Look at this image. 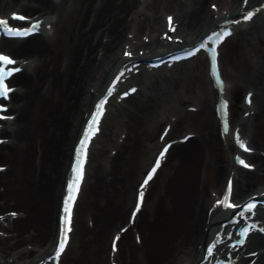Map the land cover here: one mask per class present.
Wrapping results in <instances>:
<instances>
[{
    "label": "bare ground",
    "instance_id": "obj_1",
    "mask_svg": "<svg viewBox=\"0 0 264 264\" xmlns=\"http://www.w3.org/2000/svg\"><path fill=\"white\" fill-rule=\"evenodd\" d=\"M207 2L0 0V14L18 11L52 29L48 37L35 35L0 44V52L24 66L11 81L16 89L10 95L8 115L13 117L0 130V167L5 168L0 172V264H34L53 243L62 180L78 130L124 52L150 54L164 45L166 16L172 15L177 26L170 37L185 45L209 29L212 16L222 14L221 22L241 6V0H209L206 8ZM257 2L248 0L243 11ZM212 4L217 12L210 9ZM182 65L176 67L177 77L136 79L137 86L146 88L136 92H144L143 100L129 107L119 105L115 120L112 116L108 124V116L103 120L108 132L97 154L104 156L95 159L86 173L74 209L80 217L71 237L75 244L60 259L62 264H91L93 244L99 245L98 255L104 258L107 240L122 228L113 259L107 254L103 264H194L202 242L221 227L223 212L215 208V201L227 179H233L236 201L264 192V132L259 129L264 118V57L246 78L254 104L243 113L253 115L236 123L252 148L246 155L254 166L250 171L232 163L230 156L238 149L231 136L220 138L217 96L203 62ZM184 105L195 110H181ZM169 113L175 120H169L172 128L165 141L186 134L194 137L171 146L158 173L169 160L171 170L156 190L152 183L157 173L145 190L142 208L130 221L132 192L135 196L139 177L157 151L159 127ZM149 198L152 204L146 210ZM248 250L244 253L256 254L237 259L236 251L230 250L222 251L219 258L232 264H250L256 258L253 264H264V238L254 239Z\"/></svg>",
    "mask_w": 264,
    "mask_h": 264
},
{
    "label": "rangeland",
    "instance_id": "obj_2",
    "mask_svg": "<svg viewBox=\"0 0 264 264\" xmlns=\"http://www.w3.org/2000/svg\"><path fill=\"white\" fill-rule=\"evenodd\" d=\"M208 2L206 3V8H207ZM51 35H52V32L43 34V36H47V37ZM221 56H222L221 61H222V66H223V74L226 77L228 85H230V88H231V92H230V95L232 97V101H231L232 110L231 111L233 114L232 122L234 123L237 119H240L242 116L241 113H242L243 95L247 90H249V84L246 83V78H248V76H251V72L254 70V68H257V66L259 65L261 61V57L262 56L264 57V25L260 23L256 26L254 25L253 27L248 26L245 32L243 33L240 32L239 34L236 35L235 38L230 39L229 42H227L224 45ZM182 66L191 67L192 65L190 66V64H184ZM204 67H205L204 71H206L207 69L206 65H204ZM173 74H174V77H177L178 73L174 71ZM160 75H162V72H154L153 75L143 74V75L136 76L135 79H141L144 81V79L147 78V79L153 80L154 78H157ZM155 84H158V83H155ZM141 90L145 92L146 88L142 86ZM144 92H140V94L136 95L133 99H130L129 102L125 103L122 106L129 107V105L134 103L135 101L143 100ZM256 92L259 93L258 90H256ZM260 96L261 95L259 93V97ZM184 109L185 110L187 109L186 105L181 107V110H184ZM111 113L110 115H108V118L106 120L107 124L111 116L112 118H114V120L116 118V115H114L115 113L114 107L112 108ZM171 116H172L171 113L167 114V118L170 119L172 118ZM107 124L103 126V130H102L103 132L98 137V140H97L98 142L96 143L95 149L93 150L94 152L92 156L90 157L91 162H90L88 170L92 166L93 164L92 162H94L95 159H98L99 157L101 158L102 156H104V155L102 156L98 155L97 153H98V150H100L102 145L105 143V135L108 132L106 130ZM161 127H163V124L159 128L162 129ZM259 129L261 132H264V118L263 120L260 121ZM183 133L184 132L181 131L179 134L182 135ZM206 162H210V160L206 159ZM211 163L212 161L210 162V164ZM171 167L172 166L169 160L167 164L163 166V169L158 173L157 179L152 183V186L154 187V189L157 190L159 185L166 179L168 172L171 170ZM85 189H86V184L83 190ZM131 198L132 200L134 198L133 192H132ZM151 204H152V200L149 198L145 205L146 207L145 209L146 210L149 209ZM79 219L80 217L77 216V213H76V216L74 219L75 227L80 221ZM109 241L110 240L108 239L106 242L107 251H106L104 258L98 255V252H99L98 244H93L90 247L91 249H90L89 256L91 258V264H103L104 262L107 261V254L110 252V247H109L110 242ZM74 244H75V240L71 242V245L68 249V252H66V255L71 252Z\"/></svg>",
    "mask_w": 264,
    "mask_h": 264
},
{
    "label": "snow or ice",
    "instance_id": "obj_3",
    "mask_svg": "<svg viewBox=\"0 0 264 264\" xmlns=\"http://www.w3.org/2000/svg\"><path fill=\"white\" fill-rule=\"evenodd\" d=\"M255 11L253 12H249L247 16L244 17V19L246 20H251L253 18V16L255 15ZM15 16H18L20 19H24L25 17L21 16L20 14H14ZM171 19V18H170ZM40 21H36L35 23H33L30 27L27 28H13L10 25H8V21L6 19L0 18V27L2 26H7L4 27V31L7 33V35L10 36H28L30 34H32L33 32L37 31L39 26H40ZM232 34V29H226L224 31H214L212 32L205 41H201L199 43V45L195 48V52H199L201 49H208L209 45H215L218 46L222 40L226 37ZM212 47L211 52H212V57H213V61L215 62V58L217 56V51H216V47ZM194 53L192 51H190L189 53H187L188 56L193 55ZM127 55L131 56L132 53H127ZM0 62H3L4 65L7 64H14L15 61L12 60L9 56L7 55H3L0 54ZM19 69H12L11 71L6 70L3 65H0V96H7L8 92L11 91V89L8 88L7 83L5 82L7 77L12 75V72L14 71H18ZM222 83V82H221ZM132 91H135V89H133ZM125 95H127V93H125ZM6 106L4 105H0V109L5 108ZM103 108V102L101 103V109ZM102 115L101 111L97 112V119L93 121V125L92 128L95 127L96 123L98 122L99 117ZM92 128L89 129V133L84 137L83 142L80 145L79 148V153L80 155L77 156V161H76V169H75V179L73 180L72 184L69 186V196H68V202H67V207L65 208V223H68V219H69V215L71 213V208H72V204L74 202V200L76 199V193L79 191V185L80 182L83 180L84 177V163L86 161L87 158V146L90 140V137L94 134V132L92 131ZM243 145V142H241ZM244 147H247L246 145H243ZM165 152H167V148H165L164 150ZM163 157V154H162ZM241 164H246L245 161L241 160L240 161ZM160 164L159 162H157L156 166L152 169V173L154 174L156 172V169L159 168ZM248 167H252V165H247ZM152 179V175H149L147 180L145 181V184H147L148 180ZM229 193H231V186H229ZM143 197H144V193L143 191H141L140 193V200L141 202L143 201ZM221 203V202H218ZM223 203L228 204L229 203V197L225 196L224 197V201ZM232 208H237L238 205L235 204H231ZM256 208V202L252 201L249 202L246 206L244 211L241 213V215H243L245 217V219H247V213L248 212H252V214L254 215ZM137 211H139V207L137 208ZM251 230V226H246L245 228L241 229L240 231V235L241 237L246 238L248 236V233ZM70 231V229H66L65 230ZM67 242V236L64 237L63 240L60 241L59 243V251L57 252V256H59L65 248V244ZM239 243L243 244L244 243V239H241L239 241ZM216 243L213 242L209 248L207 249V255L209 257L214 256V253L216 251Z\"/></svg>",
    "mask_w": 264,
    "mask_h": 264
}]
</instances>
